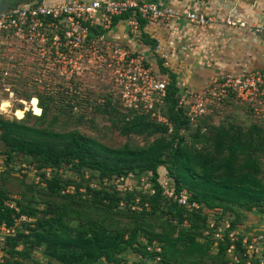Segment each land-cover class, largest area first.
<instances>
[{
	"label": "trees",
	"instance_id": "obj_1",
	"mask_svg": "<svg viewBox=\"0 0 264 264\" xmlns=\"http://www.w3.org/2000/svg\"><path fill=\"white\" fill-rule=\"evenodd\" d=\"M128 16L130 13L115 18L114 22ZM145 23L141 20V28ZM96 32L103 33L102 29ZM22 94L30 101V108H24L29 118L9 120L0 116L4 154L9 159L17 155L24 157L39 171L68 168L81 176V182H64L57 175L45 179L46 194L63 199L62 202L54 200L53 204L34 196L12 199L0 190V225L15 229L0 246L4 252L0 264H23L19 258H32L31 253L37 248L43 250L46 264H99L101 261L131 264L123 256L126 252L141 255V258L136 256L134 264H153L157 259V264H207L206 259L212 260L210 264L215 259L220 264H229L233 257L238 260L234 264H247L241 235L232 257H228L232 244L230 233L241 226L244 213L264 212V129L257 125L244 129L210 124L214 110L192 125L186 109L178 105L176 79L171 76L162 108L168 124L158 122L150 114L124 112L110 97L103 99V104L97 103L100 105L94 111L108 118L120 134L150 139L145 145L126 142L113 148L76 129L69 130V120L57 130L65 110L59 105L50 115L53 106L49 97L54 96ZM76 96L79 94H72L71 101ZM235 100L230 98L223 104ZM82 104L77 99L68 105V110ZM35 107L39 113L34 112ZM31 118L34 121L30 123ZM82 119L83 115L76 117L77 122ZM169 124L173 128L171 132ZM191 132L193 135L188 141L185 134ZM164 175L172 181L177 194L186 190L189 202L199 207L189 209L164 195L161 185ZM142 176L149 179L147 189L139 180ZM134 177L137 179L129 182ZM113 178H123V183H130L133 190L119 191L118 185L109 183ZM93 179L99 181L101 188L91 184ZM69 188L73 189L69 191ZM136 196L140 197L139 211L132 209ZM67 201L76 205L72 215L67 214ZM122 201L126 202L123 209L120 208ZM39 203L45 208L40 209ZM89 208L104 212L105 217L92 220L84 216V209ZM123 212L130 219L129 226L114 229L111 221ZM211 213L216 214L214 222H210ZM155 215L168 216L171 222H161V230L155 231L148 221L157 219ZM21 217L27 220H20ZM76 218L84 222L72 224ZM225 219L231 221L230 228L219 238L216 232ZM213 245L217 248L215 256L210 253ZM253 264L259 262L253 261Z\"/></svg>",
	"mask_w": 264,
	"mask_h": 264
},
{
	"label": "built area",
	"instance_id": "obj_2",
	"mask_svg": "<svg viewBox=\"0 0 264 264\" xmlns=\"http://www.w3.org/2000/svg\"><path fill=\"white\" fill-rule=\"evenodd\" d=\"M129 13L130 16L125 21L129 33L134 37L140 35L141 20L162 23L171 31L176 29L179 20L184 17L200 25L213 21L197 11L184 14L173 7L143 0H68L57 3L42 1L0 11V35L12 34L15 39L31 45L37 41L42 42L45 47L50 48L52 54L50 59L53 63L63 64L60 67L63 69H60L58 74L67 75L68 78L74 74L78 76V71L84 64L93 66L98 60L111 71L113 88L120 95L127 110L150 114L158 122L168 124L162 112L169 85L167 76L162 71L154 70L151 60L144 51L131 49L117 41H109L107 36L115 24V18ZM226 24L232 27L247 26L246 23L234 19H228ZM98 29H102L103 33L98 35L96 32ZM252 29L264 42V26H253ZM38 48H41L40 44H36V49ZM154 49L158 57L164 60L163 67H169L167 56L161 52L160 45H156ZM65 65H70L71 69L66 70ZM232 95H237L242 100H252L251 96L264 97V73L244 67L239 73L215 79L202 89L191 87L178 89V105L186 109L190 123L197 125L202 117L212 113L214 104H221ZM172 129L170 125L169 131ZM123 180V178L117 180L123 186L118 190L132 191V185L128 182L123 183ZM139 180L144 183V189H147L148 177L142 176ZM125 185L127 186L124 187ZM161 185L164 195L177 200L180 205L189 209L199 207L198 204L189 202L186 190L177 194L172 181L166 175L162 176ZM120 205H124L123 201ZM20 220L27 219L21 217ZM228 228L230 223L219 227L216 236L222 238L224 230ZM14 232L15 229L0 225V246L4 245L5 237ZM240 235L246 250L247 264H253V261L264 264L263 232L249 237L237 230L231 231L232 244L228 252H233ZM155 250L159 251L160 248ZM3 256L4 252L0 250V262L3 261ZM235 260L238 261L236 257ZM157 261L158 259L152 263L157 264Z\"/></svg>",
	"mask_w": 264,
	"mask_h": 264
},
{
	"label": "rangeland",
	"instance_id": "obj_3",
	"mask_svg": "<svg viewBox=\"0 0 264 264\" xmlns=\"http://www.w3.org/2000/svg\"><path fill=\"white\" fill-rule=\"evenodd\" d=\"M46 2V0H31V2H23L20 5H26L32 2ZM63 1V0H62ZM61 1V2H62ZM49 3V2H48ZM19 6V5H17ZM16 6V7H17ZM113 27L110 29V31ZM106 40H108L106 38ZM110 41V40H109ZM113 42V41H112ZM36 44H40L41 48L36 49ZM35 45V46H33ZM33 45L25 43L24 41H19L15 39L12 34L10 35H0V116L9 120H26L29 116H26L24 111L25 107L30 108V101H26L22 93L37 94L41 93L44 95H50L54 97H49L52 110L50 115L56 112L57 107L61 105V108L65 110L56 126L59 130L66 120L70 121L68 127L69 130L76 129L80 133L93 137L99 140L101 143L118 148L124 145L126 142H130L137 145H145L149 140L138 137L130 136L129 138L120 134V131L111 125V122L104 115L97 114L94 111L96 105L103 104L107 97H110L114 104L120 107V110L128 112L124 107L120 95L114 90V80L111 76V71L107 70V67L101 62L96 60L93 66L84 64L82 69L79 70L78 76L74 74L72 77L68 78L67 75H59L58 71L63 66V64H54L52 54L49 51L50 48L45 47L42 42H35ZM124 45V44H123ZM127 46V45H125ZM151 60V59H150ZM66 70H70V65H65ZM111 93V94H110ZM57 94L60 95L57 97ZM72 94H79L76 96L75 100L71 101ZM68 96V97H67ZM231 101L235 100L233 103H217L213 106L214 112L210 119V124L213 125H225L230 127L234 125L236 127H242L247 129L251 125H257L261 129H264V97L261 96H251L252 100H242L237 95H233ZM62 99L63 102H59ZM83 102L81 107L74 108L72 111L68 110V105L75 103L76 100ZM83 101H82V100ZM104 99V100H103ZM99 101V102H98ZM7 103V105H6ZM100 103V104H97ZM117 106V108H118ZM19 111L20 113L16 114ZM32 112V111H31ZM35 113H39L40 110L36 107L34 108ZM32 112V115H35ZM42 113V112H41ZM83 119L79 122L76 121V117L82 116ZM34 119H29V122H33ZM187 140L191 141L193 132L185 134ZM5 148L0 143V190L5 191L11 196L12 199H20L23 195L24 197L34 196L37 199H44L45 203L51 202L52 204L57 202H62L63 199L53 198V196L46 194L43 188L47 186V180L51 179L53 175L61 177L62 181L68 182H81V176L76 172L69 170L68 168H63L60 170H45L39 171L33 168L31 164L26 161V158L20 156H13L9 159L6 154H4ZM52 170V171H51ZM89 173L87 174V176ZM42 179V177H44ZM47 179V180H45ZM131 179V178H130ZM129 179V180H130ZM119 179L113 178L110 180L111 185H118L117 189H122L123 186L117 182ZM127 180V181H129ZM264 180V176H263ZM131 182V181H129ZM84 183L87 184L85 177ZM91 184L94 187L101 188V184L97 180H92ZM139 182L137 183V185ZM125 185L124 187H126ZM73 188H69L71 191ZM125 191V190H122ZM152 194V192H150ZM55 200V201H54ZM140 197L136 196L135 204L132 209L139 211L141 208L138 205ZM124 205L120 208L123 209L126 206V202L123 201ZM35 204V203H34ZM40 209H44V204H37ZM67 214L72 215V211H75L76 205L67 201L66 205ZM86 214L84 216L90 219L102 220L105 215L102 211H97L94 208L84 209ZM122 211V210H120ZM253 214L256 215L255 211ZM251 212L244 213V218L250 217ZM264 213V212H263ZM212 217L210 222H214L216 214L211 213ZM232 215V214H231ZM157 219H148L149 223L155 231L161 230V222L169 221L171 219L168 216H156ZM161 218L160 220L158 218ZM264 217V215H262ZM234 219V215L231 216ZM221 223V227H224L226 223H231L230 220L225 219ZM228 220V221H227ZM173 221V220H172ZM235 221V220H234ZM248 221V220H247ZM84 222L81 219H77L72 222L76 225L77 223ZM130 219L127 217V213L123 212L112 220L110 225L115 228H126L129 226ZM173 223V222H172ZM248 223V229L255 228L252 222ZM109 224V221H108ZM224 225V226H222ZM243 225V223L241 224ZM239 233L243 234L240 226L237 227ZM247 236L251 237L256 232H244ZM264 233V232H263ZM22 249V246L18 247ZM211 255L215 256L217 253V248L213 245L210 248ZM125 260L131 264H134L135 260L141 257L138 253L126 252L123 254ZM32 258H19L23 264H39L47 263V258L43 254L42 249H35L31 253ZM228 257L231 258L232 254L228 253ZM207 264L212 262L211 259L205 260ZM214 264H220V260L215 259ZM233 262L235 261L233 257ZM229 262V264H234ZM99 264H109L105 261H101ZM187 264V263H186Z\"/></svg>",
	"mask_w": 264,
	"mask_h": 264
},
{
	"label": "crops",
	"instance_id": "obj_4",
	"mask_svg": "<svg viewBox=\"0 0 264 264\" xmlns=\"http://www.w3.org/2000/svg\"><path fill=\"white\" fill-rule=\"evenodd\" d=\"M17 1L12 0L11 3ZM61 1L46 0L49 3ZM143 1L173 7L184 14L197 11L213 19L200 25L184 17L173 31L162 23L146 22L142 28L140 24L138 37L130 34L125 19H120L107 35L111 41L144 51L155 71H162L169 82L171 76L175 77L179 90L189 87L202 89L215 79L239 73L244 67L264 73V42L252 29L253 26H264V0ZM228 19L244 22L247 26H229L226 24ZM156 45H160L161 52L166 54L169 67H163L164 60L154 52ZM135 179L131 178V182ZM255 212L256 215L251 212L250 217H243V225L240 226L243 234L247 230L264 232V213ZM246 222L258 227L248 229Z\"/></svg>",
	"mask_w": 264,
	"mask_h": 264
},
{
	"label": "water",
	"instance_id": "obj_5",
	"mask_svg": "<svg viewBox=\"0 0 264 264\" xmlns=\"http://www.w3.org/2000/svg\"><path fill=\"white\" fill-rule=\"evenodd\" d=\"M27 2L29 0H19L16 3H11L10 0H0V11H7L10 10L11 8H15L19 2Z\"/></svg>",
	"mask_w": 264,
	"mask_h": 264
},
{
	"label": "flooded vegetation",
	"instance_id": "obj_6",
	"mask_svg": "<svg viewBox=\"0 0 264 264\" xmlns=\"http://www.w3.org/2000/svg\"><path fill=\"white\" fill-rule=\"evenodd\" d=\"M12 0H10V2H11Z\"/></svg>",
	"mask_w": 264,
	"mask_h": 264
}]
</instances>
